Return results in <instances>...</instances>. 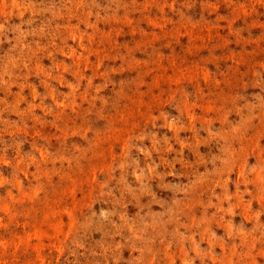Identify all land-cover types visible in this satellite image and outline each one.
I'll use <instances>...</instances> for the list:
<instances>
[{
  "label": "rangeland",
  "instance_id": "rangeland-1",
  "mask_svg": "<svg viewBox=\"0 0 264 264\" xmlns=\"http://www.w3.org/2000/svg\"><path fill=\"white\" fill-rule=\"evenodd\" d=\"M0 264H264V0H0Z\"/></svg>",
  "mask_w": 264,
  "mask_h": 264
}]
</instances>
